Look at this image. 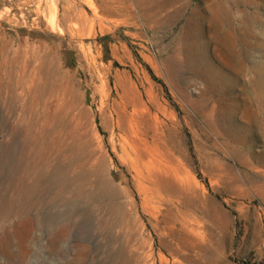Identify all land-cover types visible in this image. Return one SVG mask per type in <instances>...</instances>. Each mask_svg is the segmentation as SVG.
<instances>
[{"label":"rangeland","instance_id":"1","mask_svg":"<svg viewBox=\"0 0 264 264\" xmlns=\"http://www.w3.org/2000/svg\"><path fill=\"white\" fill-rule=\"evenodd\" d=\"M0 209V264H264V0H0Z\"/></svg>","mask_w":264,"mask_h":264},{"label":"bare ground","instance_id":"2","mask_svg":"<svg viewBox=\"0 0 264 264\" xmlns=\"http://www.w3.org/2000/svg\"><path fill=\"white\" fill-rule=\"evenodd\" d=\"M82 4H83V3H82ZM85 4H86V3H85ZM73 6L75 7V5H73ZM86 6H88V5H86ZM137 6H138V5H137ZM70 9H71V8H70ZM82 10H83V9H82ZM71 12H72V11H71ZM84 13H85V12H84ZM86 14H87V13H86ZM79 16H80V15H79ZM84 16H85V15H84ZM86 16H87V15H86ZM65 17L67 18L68 16H65ZM77 18H79V19H77ZM77 18H76L77 20H80V17H77ZM87 21H88V20H87ZM89 21H90V20H89ZM79 22H80V21H79ZM85 22H86V21H85ZM91 22H92V21H91ZM83 23H84V22H83ZM87 24H88V23H86V25H87ZM86 25H85V26H86ZM134 112H135V111H134ZM35 120H36V119H35ZM29 121H30V120H29ZM34 122H36V121H34ZM131 122H132V121H131ZM32 123H33V122H32ZM39 123H40V122H39ZM45 123H46V122H45ZM41 124H43V123L41 122L40 125H41ZM37 125H38V124H37ZM128 126H129V125H128ZM31 127H32V126H31ZM29 128H30V125H29ZM26 129H28L27 126H26ZM32 129H33V128H31V130H32ZM38 129H39V128H38ZM41 130H42V129H41ZM41 130H40V131H41ZM129 130H130V128H129ZM26 131H27V130H26ZM120 131H121V130H120ZM38 132H39V131H38ZM38 132H37V134H38ZM130 132H131V131H130ZM122 133H123V132H122ZM122 133H121V134H122ZM128 133H129V132H128ZM131 133H132V132H131ZM31 134H32V133H31ZM31 134H30V135H31ZM40 134H41V133H40ZM140 134H141V133H140ZM140 134H139V135H140ZM28 135H29V134H28ZM35 136H36V135H35ZM125 136H126V135H125ZM26 137H27V135H26ZM129 137H131V136H129ZM133 137H135V136H133ZM140 138H141V137H140ZM27 139H28V138H27ZM31 139H32V138H31ZM123 139H124V138H123ZM131 139H133V138H131ZM29 140H30V139H29ZM35 140H36V139H35ZM52 140H53V139H52ZM124 140H125V139H124ZM136 140H137V139H136ZM136 140H135V141H136ZM30 141H31V140H30ZM36 141H37V140H36ZM53 141H54V140H53ZM135 141H134V142H135ZM39 142H40V141H39ZM126 142H127V141H126ZM134 142H132V143H134ZM137 142H138V141H137ZM144 142H145V141H144ZM148 142H149V141H148ZM148 142H147V143H148ZM31 143H32V141H31ZM32 144H33V143H32ZM37 144H38V143H37ZM51 144H53V143H51ZM55 144H56V143H55ZM128 144H129V143H128ZM143 144H144V143H143ZM29 145H30V144H29ZM38 145H39V144H38ZM55 146H56V145H55ZM29 147H30V146H29ZM33 147H34V146H33ZM56 147L58 148V146H56ZM140 147H141V146H140ZM31 148H32V146H31ZM37 148H38V147H37ZM41 148H42V147H41ZM41 148H40V151H41V153H42V150H43V149L41 150ZM144 148H145V146H144ZM52 149H53V148H52ZM138 149H139V148H138ZM31 150H32V149H31ZM35 150H36V149H35ZM35 150H34V151H35ZM38 150H39V149H37V151H38ZM54 150H55V148H54ZM28 151H30V150H28ZM34 151H33V152H34ZM37 151H36V152H37ZM40 151H39V153H40ZM43 151H44V150H43ZM45 151H46V150H45ZM55 151H58V150H55ZM124 151H125V150H124ZM138 151H139V150H138ZM26 152H27V151H26ZM30 152H31V151H30ZM30 152H29V153H30ZM150 152H151V151H150ZM49 153H50V152H49ZM51 153H52V152H51ZM145 153H146V152H145ZM151 153H152V152H151ZM30 154H31V153H30ZM43 154H44V153H43ZM54 154H55V152H54ZM123 154H124V153H123ZM26 155H28V154H26ZM33 155H34V154H33ZM149 155H150V154H149ZM42 156H43V155H42ZM50 156H51V155H50ZM52 156H53V155H52ZM52 156H51V157H52ZM128 156H129V155L127 154L126 157H128ZM143 156H144V155H143ZM150 156H151V155H150ZM36 157H39V155L36 156ZM44 157H46V156H44ZM141 157H142V156H141ZM153 157H154V156H153ZM30 158L32 159V157H30ZM42 158H43V157H42ZM42 158H39V159L43 161ZM128 158L130 159V157H128ZM147 158H148V157H147ZM26 159H27V157H26ZM36 159H37V158H36ZM143 159H144V158H143ZM149 159H150V158H149ZM28 160H29V159H28ZM131 160H132V159H131ZM152 160H153V159H152ZM152 160H151V162L149 161V162H147V163H144L143 166L146 167V168H148V169L153 168L154 165H153V163H152ZM21 161H22V160H21ZM25 161H26V160H25ZM34 161H35V159H34ZM34 161H33V162H34ZM38 161H39V160H38ZM133 161H134V160H132L131 162L133 163ZM27 162H28V161H27ZM33 162H32V163H33ZM34 163H35V162H34ZM40 163H41V162H40ZM43 163H44V162H43ZM46 163H47V162H46ZM156 163H157V162H156ZM22 164H23V163H22ZM24 164H25V162H24ZM26 164H27V163H26ZM157 164H158V163H157ZM157 164H156V165H157ZM35 165H36V163H35ZM135 165L137 166V164H135ZM139 165H140V164H139ZM42 166H43V165H42ZM54 166H55V165H54ZM160 166H161V165H160ZM34 167H35V166H34ZM36 167H37V165H36ZM38 167H39V166H38ZM56 167H57V166H56ZM21 168H23V167H21ZM27 168H28V166H27ZM39 168H40V167H39ZM48 168H49V166H48ZM53 168H54V167H52V169H53ZM59 168H60V167H59ZM159 168H160V167H159ZM164 168H165V167H164ZM25 169H26V168H25ZM25 169H24V170H25ZM30 169H31V168H30ZM50 169H51V168H50ZM56 169L58 170V168H56ZM60 169H61V168H60ZM21 170H22V169H21ZM46 170H47V168H46ZM53 170H54V169H53ZM141 170H142V169H141ZM163 170H164V169H163ZM29 171H30V170H29ZM31 171H32V169H31ZM49 171H50V170H49ZM60 171H61V170H60ZM20 172H21V171H20ZM24 172H26V171H23V173H24ZM27 172H28V171H27ZM36 172H37V170H36ZM36 172H35V174H36ZM57 172H58V171H57ZM155 173H157V172H155ZM158 173H159V172H158ZM25 174H26V173H25ZM27 174H28V173H27ZM30 174H31V176H32L33 173L30 172ZM35 174H34V175H35ZM63 174H64V173H63ZM143 174H144V172H143ZM164 174H165V173H164ZM166 174H168V173L166 172ZM19 175H20V173H19ZM21 175H22V174H21ZM23 176H24V175H23ZM51 176H52V175H51ZM62 176H63V175H62ZM26 177H27V175H26ZM69 177H70V176H69ZM143 177H146V176L144 175ZM147 177H148V176H147ZM153 177H154V176H153ZM22 178H23V177H22ZM27 178L30 179V178H29V175H28ZM150 178H151V177H150ZM16 179H17V181H18L19 178H16ZM20 179H21V177H20ZM20 179H19V180H20ZM24 179H26V178H24ZM45 179H46V178H45ZM53 179H54V178H53ZM69 179H70V178H69ZM145 179H146V178H145ZM153 179H154V178H153ZM153 179H152V180H153ZM146 180H148V179H146ZM15 181H16V180H15ZM20 181L22 182V180H20ZM26 181H27V180H26ZM24 182H25V180H24ZM40 182H41V181H40ZM154 182H155V181H154ZM16 183L18 184V182H16ZM145 183H146V182H145ZM152 183H153V182H152ZM64 184H65V183H64ZM24 185H25V184H24ZM12 186H13V185H12ZM19 186H21L20 183H19ZM61 186H62V185H61ZM56 187H57V185H56ZM79 188H80V187H79ZM12 190H13V188H12ZM146 190H147V189H146ZM80 191H81V190H80ZM14 192H15V191H14ZM16 192H17V191H16ZM18 192H19V191H18ZM35 192H36V191H35ZM52 192H53V191H52ZM65 192H66V191H65ZM57 193H58V192H57ZM61 194H62V193H61ZM17 195H18V194H17ZM21 195H22V194H21ZM34 195H35V194H34ZM14 196H15V194H14ZM52 196H53V195H52ZM70 196H71V195H70ZM55 197H56V196H55ZM57 197H58V196H57ZM17 198H18V197H17ZM39 198H41V197H39ZM19 199H20V197H19ZM70 199H71V198H70ZM14 200H15V199H14ZM20 200H21V199H20ZM47 200H48V199H47ZM5 201H6V200H5ZM7 201H8V200H7ZM56 201H57V200H56ZM3 202H4V201H3ZM10 202H11V201H10ZM28 202H29V201H28ZM79 202H80V201H79ZM82 202L84 203V201H82ZM11 203H12V202H11ZM47 203H48V202H47ZM13 204H14V203H13ZM63 204H65V203H63ZM73 204H77V203H73ZM80 204H81V202H80ZM71 205H72V203H71ZM4 206H5V205H4ZM13 206H14V205H13ZM47 206H48V205H47ZM63 206H65V205H63ZM63 206H62V207H63ZM75 207H79V206H75ZM1 208H2V206H1ZM5 208H6V207H5ZM73 208H74V207H73ZM0 210H1V209H0ZM2 210H4V209H2ZM12 210H13V209H12ZM13 212H14V211H13ZM17 215H18V214H17ZM41 216H42V215H41ZM8 218H9V217H8ZM63 218H64V216H63ZM110 219H111V218H110ZM56 220H57V219H56ZM57 226H58V225H57ZM32 227H33V226H32ZM53 228H54V227H53ZM40 229H41V228H40ZM28 232H29V231H27V232L24 231V232L18 233L19 236H20V240L22 241L23 254H24V253L26 254L27 251H28V249H26V246H25V243L27 242V240H28L29 237H30V235H29ZM12 233H13V232H12ZM52 233H53V232H52ZM55 236H56V234H55ZM7 237H8V236H7ZM112 237H113V236H111V238H112ZM111 238H110V239H111ZM62 239H63V238H62ZM64 239H65V238H64ZM14 241H15V240H14ZM54 241H55V240H54ZM54 241H53V242H54ZM111 241H112V240H111ZM116 241H117V240H116ZM11 242H12V241H11ZM53 242H52V243H53ZM13 243H14V242H13ZM16 244H17V243H16ZM12 245H13V244H12ZM15 247H16V246H15ZM127 248H128V247H127ZM123 249H125V248L123 247ZM125 251H126V250H125ZM122 252H123V254H124V251H122ZM127 256H128V255H127ZM141 262H142V261H141ZM143 263H144V262H143Z\"/></svg>","mask_w":264,"mask_h":264}]
</instances>
